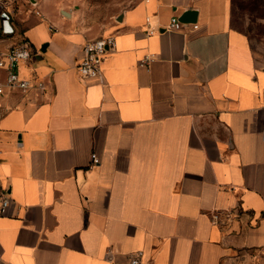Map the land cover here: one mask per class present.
I'll return each instance as SVG.
<instances>
[{"label":"crops","instance_id":"1","mask_svg":"<svg viewBox=\"0 0 264 264\" xmlns=\"http://www.w3.org/2000/svg\"><path fill=\"white\" fill-rule=\"evenodd\" d=\"M45 1L16 0L0 40H27L18 70L46 80L0 94V264H264V35L229 0H137L101 35ZM107 34L102 75L81 78Z\"/></svg>","mask_w":264,"mask_h":264},{"label":"built area","instance_id":"2","mask_svg":"<svg viewBox=\"0 0 264 264\" xmlns=\"http://www.w3.org/2000/svg\"><path fill=\"white\" fill-rule=\"evenodd\" d=\"M12 0H0V40L4 37L15 36L17 27L14 22V6ZM189 22H183L175 15L171 19L172 29H181ZM197 27L194 24V28ZM115 35L107 34L96 38L88 39L83 44V56L77 64V70L81 78L100 77L105 59L109 52L115 48ZM32 57V47L23 37L10 44L6 49L0 44V69L5 71V75L0 79V94L6 91H19L24 95L31 91L43 92L46 88L44 78H28L19 72V65L28 62ZM92 164L100 162V157L96 152L91 153ZM14 198L11 191L4 185L0 177V218L7 215ZM143 251L139 250L130 256V264H141ZM117 264V263H115Z\"/></svg>","mask_w":264,"mask_h":264},{"label":"rangeland","instance_id":"3","mask_svg":"<svg viewBox=\"0 0 264 264\" xmlns=\"http://www.w3.org/2000/svg\"><path fill=\"white\" fill-rule=\"evenodd\" d=\"M16 8V0H12ZM137 0H46L40 6L54 11L58 16L65 12H75L78 26L89 32L101 35L111 21L118 19V15ZM231 25L249 33L255 39L264 35V0H229ZM65 4L62 10L59 4ZM69 15L68 13H66Z\"/></svg>","mask_w":264,"mask_h":264},{"label":"water","instance_id":"4","mask_svg":"<svg viewBox=\"0 0 264 264\" xmlns=\"http://www.w3.org/2000/svg\"><path fill=\"white\" fill-rule=\"evenodd\" d=\"M197 11L193 10V9H188L186 11H184L181 15H180V20L183 22H194L196 21V15ZM69 14V13H68ZM118 19L121 20L122 17L121 15L118 16ZM43 50H45V46H43L42 48Z\"/></svg>","mask_w":264,"mask_h":264},{"label":"trees","instance_id":"5","mask_svg":"<svg viewBox=\"0 0 264 264\" xmlns=\"http://www.w3.org/2000/svg\"><path fill=\"white\" fill-rule=\"evenodd\" d=\"M250 35V34H249Z\"/></svg>","mask_w":264,"mask_h":264}]
</instances>
